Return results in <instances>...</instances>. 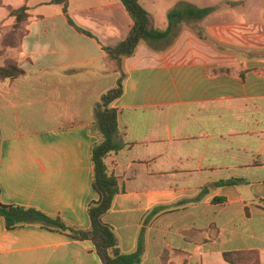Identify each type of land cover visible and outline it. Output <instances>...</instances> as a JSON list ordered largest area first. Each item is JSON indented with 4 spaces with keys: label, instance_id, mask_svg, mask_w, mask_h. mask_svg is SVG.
Returning a JSON list of instances; mask_svg holds the SVG:
<instances>
[{
    "label": "crops",
    "instance_id": "1",
    "mask_svg": "<svg viewBox=\"0 0 264 264\" xmlns=\"http://www.w3.org/2000/svg\"><path fill=\"white\" fill-rule=\"evenodd\" d=\"M22 6L14 60L25 75L0 79V201L88 230L99 200L96 108L120 76L104 48L133 21L122 0H68L67 12L51 0H0V23L12 25L9 10ZM201 21L183 24L165 50L142 43L112 105L119 149L106 163L121 191L104 221L123 254L142 249L138 264H229L224 253L249 251L264 264V57L202 39ZM0 264L102 261L91 240L40 224L8 229L0 217Z\"/></svg>",
    "mask_w": 264,
    "mask_h": 264
},
{
    "label": "trees",
    "instance_id": "2",
    "mask_svg": "<svg viewBox=\"0 0 264 264\" xmlns=\"http://www.w3.org/2000/svg\"><path fill=\"white\" fill-rule=\"evenodd\" d=\"M51 3L61 5L64 12L68 10V0H51ZM122 3L130 15L133 25L127 37L104 49L109 58L113 60L120 72L119 79L114 88L104 93L96 108L97 126L100 132V142L92 149V161L94 167L93 186L99 194V200L90 204L88 213L91 219V228L81 230L68 225L61 217H51L36 208H27L18 205H4L0 201V217L4 220L8 229L23 227L27 224H40L49 230H58L77 240H91L97 250L102 264H138L142 258V249L139 248L133 254H123L118 247L113 228L104 221V217L113 206L114 199L121 191L116 176L109 172L106 159L114 151L119 149L115 141L118 131V111L113 108V103L124 94V82L126 73L124 62L133 57L139 46L144 43L151 50H165L177 39L183 24L196 25L201 19L216 10V7L199 9L198 7L184 3L182 7H175L169 12V25L167 29H159L155 26L153 17L143 7L141 0H122ZM233 4V3H232ZM29 8L22 6L10 9L9 15L14 18V31L18 33L29 17ZM69 22L78 31L92 36V34L77 25L69 18ZM198 35L210 41L201 30ZM161 44H166L162 45ZM6 55L4 66L0 67V79L13 81L25 75L17 62ZM3 56V52L0 51ZM222 72H230V69H221ZM235 181H224L222 185H231ZM229 264H261L257 251L226 252L223 255Z\"/></svg>",
    "mask_w": 264,
    "mask_h": 264
},
{
    "label": "rangeland",
    "instance_id": "3",
    "mask_svg": "<svg viewBox=\"0 0 264 264\" xmlns=\"http://www.w3.org/2000/svg\"><path fill=\"white\" fill-rule=\"evenodd\" d=\"M187 2L201 8L220 7L201 21V28L214 45L233 48L242 54L251 53L264 57V0H145L144 4L155 14L157 27L165 29L169 10L182 7ZM227 2L243 4L231 7L226 5ZM25 27L23 24L17 33L14 31V23H0V51L3 56L8 51V57L10 55L12 60L14 53L20 52L21 40L26 33Z\"/></svg>",
    "mask_w": 264,
    "mask_h": 264
}]
</instances>
